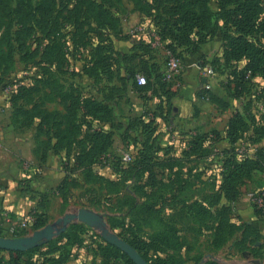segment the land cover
<instances>
[{
  "label": "rangeland",
  "instance_id": "obj_1",
  "mask_svg": "<svg viewBox=\"0 0 264 264\" xmlns=\"http://www.w3.org/2000/svg\"><path fill=\"white\" fill-rule=\"evenodd\" d=\"M80 1L79 19L83 21L84 33L80 31L76 35L73 27L75 0H28L33 10L30 12L31 16L32 12H36L34 10L39 2H43L45 7L43 11H40L42 15L41 20L37 22L39 26L34 22V28L31 31L25 29V23H32L33 20H30V17L20 18L19 10L18 14L16 12L17 0H4L0 10V38L4 35L0 39V53L1 51L5 54L10 53L9 58H11V61L9 60V66L6 68L4 67L5 62L2 64L0 61V124L3 125V135L0 137V152L5 150V133L12 134V130L24 133L29 129H35L32 126L24 127L18 125L17 122L13 123L17 107L27 109L31 107V102H34L39 105V108L42 107L41 104H44V107L48 110L63 111L62 106L57 101L41 103L43 102V93L47 91L44 88V81L47 79L49 72L57 77L64 85L65 90L69 91L70 86H72L81 98L96 97L101 99L105 95V88L110 84V82H107L108 72H103L100 77L101 80L97 82L90 78L85 71L86 65L90 63L89 59L97 42L96 38L99 35L103 36L105 40H111L114 52L125 56L122 61L117 62V65L114 64L113 60L111 62L112 69H115L111 84L117 86L123 82L119 77L125 79L127 77L128 79L126 66H138L137 63L142 55L156 63L163 71L168 57L170 55L177 57L180 62V69L171 80L164 79L166 82L163 85L167 87V85L185 83L194 86L195 93H199L200 89L203 88L204 66L211 65L214 68L215 75L210 79L211 87L218 91L220 84L224 82L227 75H233V73L235 75L243 65V59L230 58L227 60L223 54L227 39L223 36L222 18L215 14L216 10H214V15L211 17V23L204 30L199 31V35L205 36L204 39L190 33L191 42L184 44L178 43L166 34L161 36L159 26H163L165 23L170 25L171 20L166 10L171 11L176 4L187 6L189 0ZM258 1L261 8L260 15L263 16L264 0ZM98 4H101L109 12L105 19L100 22L93 14L96 12V5ZM177 13L179 12H173V15ZM36 15L38 14L36 13ZM43 20H47L48 24L44 29H40L41 25H46ZM104 21L107 22L106 26L99 29L103 27ZM103 32L105 34H102ZM229 33L234 35L232 29L229 30ZM73 34L76 35L75 41H73ZM17 35L25 40L26 45L24 47H21L15 40ZM48 43L60 45L64 54L63 62H49L42 57L41 53ZM169 43H172L174 47L169 48ZM142 46L145 48L147 46V49ZM25 52H30L29 56L26 57ZM4 59H8V55ZM117 67L119 68L117 69ZM118 70H120V73L117 75ZM132 89L134 88L128 85L125 94L115 95L112 101L115 107V122L119 126L116 128L117 131L114 134L110 153L96 166L100 178L94 182H84L82 175L76 171L72 175L75 184L69 186V193L64 203L61 195L56 194L54 190L64 177L67 159H65L62 152L48 151L46 159L41 163L36 160L32 168L28 162H22L23 179L20 180L21 186L28 188L30 179L37 185V188L42 183L47 184L45 188V191L48 192L45 195L46 199H44V196V201H40V198L37 201L38 203L41 202L39 206L44 207L42 210L46 212L47 223L55 221L66 212L75 211L79 207H88L103 213L111 229L123 239L127 238L129 233L132 236L146 237L165 226H175L180 231L182 243L180 250L178 252L174 251V253H177L185 264H194L202 255L201 262L207 258H212L220 264H264L263 259L257 253L248 249H239L236 240L241 237L242 230H238L225 243L224 247L213 250L211 248V232L203 230L201 222L197 223L188 216L186 203L182 202L198 199L211 204L214 201L217 195L215 181L219 178L218 172L221 165L222 151L231 147L227 140L214 141L212 144L207 145L208 155L200 158L195 156L185 158L184 150L186 149L187 140L203 132L210 133L213 129L223 131L228 119L234 112H239L246 120L249 119L248 121H250L251 116H255L259 121H262L264 90L261 77H252L236 89L235 94L237 91L244 92L242 96H225L229 100L226 109L201 98L199 101L197 99L190 101L189 118L185 115V109L181 110L180 108L181 102L179 100L182 101L181 99L177 101L179 102L178 112L171 113L175 105V101H172L169 107L170 113L167 114L165 111L162 114L160 109L162 101L159 102V94L153 88L145 93ZM219 92H222V90H219ZM172 98H174V95ZM141 101L145 103L147 101L149 104L145 105L143 103L144 106L138 108L142 110L137 112L124 113L123 108L130 106L135 109V107H140ZM201 101L204 103H201ZM165 106L164 109L167 110ZM23 111L21 110V113H18L19 117L16 118L19 122L26 118ZM200 111H203L202 116ZM141 115L146 117L153 115L154 121L159 123L156 130L157 137L153 142L154 149L150 151L152 157L159 161L155 177L157 187L162 188L161 192L164 196L156 203H151V191L153 190L143 183L147 169L145 166L144 168L141 166L135 167L131 163L140 148L139 140L142 141L144 137L136 136L138 133L136 126L128 132H126V129L129 122ZM162 115H167V118L164 119ZM81 118H84L83 114H81ZM5 123H11V125L5 127ZM252 134L253 127L250 126L243 133V137L234 145L238 152L251 154L255 151L256 145L258 148L259 144H263L264 139L251 142ZM210 135L214 137L212 133ZM124 152L129 154V160L123 159ZM176 156L183 157L181 163L176 159H172ZM179 172L182 179L187 180L189 186L182 190H172L170 185L176 183L175 174L179 175ZM248 181L251 187L254 186L256 179L252 175L240 187V191L241 193L243 191L247 192V197L254 209L257 205L250 195L255 193L262 194L264 197L261 190L263 188L247 190L249 188L247 186ZM171 182L174 184H170ZM181 182L184 183V181H180L177 185L179 186ZM237 199L226 203L230 205L229 213L232 219L242 223L245 221L240 218L234 206ZM176 200L177 204L175 203ZM142 204H146V206L140 208ZM220 206V200L211 204V211L215 212ZM201 214H198V216ZM262 215H264L263 212ZM29 218L28 216L27 219ZM27 219L24 218L23 220ZM212 220L214 218L211 216L210 223H212ZM29 226L30 223L26 228L20 229L15 234H10L7 230L5 233L9 234L10 237L28 235L33 232ZM87 229L90 232L83 235L84 238H87L86 246L80 248L79 258L91 261L94 252L92 250L87 252L86 249L87 246L88 249L93 247L92 232L96 231L91 227ZM168 253V249L162 252L150 250L148 256L152 262H155L161 258L166 259Z\"/></svg>",
  "mask_w": 264,
  "mask_h": 264
},
{
  "label": "trees",
  "instance_id": "obj_2",
  "mask_svg": "<svg viewBox=\"0 0 264 264\" xmlns=\"http://www.w3.org/2000/svg\"><path fill=\"white\" fill-rule=\"evenodd\" d=\"M75 1L73 27L74 33L78 35V32L84 33V31L83 21L79 19L81 1ZM3 2L4 0H0V10ZM96 6L97 10L93 14L100 22L105 19L109 12L101 4ZM16 7V12L18 14L19 10L21 19L30 17V20H33L32 23H25L27 31L33 30L34 22L39 26L37 22L41 20L40 17L42 15L40 11H43V8H45L43 2L37 4L34 10L36 12H32V16L30 15V12L33 11L31 9L32 5L28 3V0H17ZM214 10H216L215 14L222 18L223 36L227 39V44H225L223 50L224 56L227 60L230 58L236 60L243 59V65L235 75L233 72V75H227L224 82L220 84L219 90H222V92H219V90L215 91L211 87L210 81V88H205L203 83V88L200 89L197 95L201 99L208 100L216 106H222V109H226L229 100L225 96H242L244 92L237 91L235 94V91L250 78L260 76L263 81L264 90V15H260L261 8L259 1L189 0L187 6L176 4L174 8L172 7L171 11L166 10L171 20L170 25L165 23L163 26H159V32L161 36L166 34L174 38L178 43L184 44L191 42L190 33L204 39L205 36L199 35V31L204 30L211 23ZM173 12L179 13L173 15ZM43 22L46 25H41L40 29H44L48 24L47 20H43ZM106 24L107 22L104 21L103 27L99 29H103ZM230 29H232L234 35L229 33ZM75 34H73V41L76 40ZM102 34L105 33L103 32ZM96 39L97 42L89 59L90 63L86 65L85 71L90 78L97 82L101 80L100 77L103 72H108L107 82H110V84L105 88V95L101 99L96 97L81 98L72 86H70L69 91L65 90L64 85L57 77L49 72L47 79L44 81V88L47 91L43 93V102L41 103L57 101L62 106L63 111L48 110L44 107V104H41L42 107L39 108L37 103L31 102L30 108L22 109L21 107H17L14 113L15 116L13 117L15 119L13 123L17 122L20 126H32L35 128L33 155L38 163L46 159L50 150L54 153L62 152L65 159H67L64 177L54 188L55 192L61 195L63 203L69 193V186L75 184L72 175L76 171L82 175L84 182H94L100 178L96 166L110 153L114 134L117 131L116 128L119 126L115 122V111L112 106L115 95H124L128 85H131L136 91L144 93L153 88L159 94V102L162 101V107L160 108L162 114L165 111L167 114L170 113L169 107L174 95L171 86L167 85V87H164L163 85L166 82L163 78V70L152 60L143 57V55L140 56L137 63L138 66H126L128 79L127 77L126 79L119 77V79L123 80L120 85L111 84L113 81L112 75H114L115 70L112 69L111 62L113 60L114 64L117 65V62L122 61L125 56L114 52L111 40H105L101 35ZM15 40L21 47L26 45L25 40L20 35H17ZM45 46V50L41 53L45 60L55 63L63 62L64 54L59 44L48 43ZM168 46L169 48L174 47L172 43H169ZM145 49H147V46ZM9 54H5L2 51L0 53V61L2 64L5 62V68L9 66V62L11 61ZM29 54L30 52H25L24 55L27 57ZM6 55H8V59H4ZM119 73L120 70H118L117 75ZM137 73L145 75L147 81L144 85L137 84L135 80ZM164 106L167 107V110H165L166 108L164 109ZM21 110H24L23 113L26 115V118L19 122L16 118L19 117L18 113H21ZM81 114L84 115L83 119L81 118ZM162 116L164 119L167 118V115ZM248 120L239 112H234L228 119L223 131L217 129L211 130L210 133L214 137H211L208 132H203L187 140L186 149L184 150L185 158L193 156L200 158L208 155L209 150L207 145L212 144L214 141L227 140L231 147L225 148L222 151L221 165L218 172L219 178L215 181L217 195L211 203L213 204L220 200L221 206L215 212H212L210 208L211 204L206 203L204 200L195 199L193 201L184 200L182 202L186 203L188 216L197 223L201 222L203 230L211 232V248L213 250L224 247L225 243L238 230H242L241 237L236 240L239 249H248L264 258V250H261L263 245H256V242L260 240L258 229L249 223L234 221L229 213L230 205L226 203L233 202L238 198L241 193L240 187L255 172L264 174V142L262 145L259 144L258 148L256 145L255 151L251 154L238 152L237 148L234 147L250 126L253 127L251 142L264 139V113L261 117L262 121H259L255 116H251L250 121ZM158 125L159 123L154 121L153 115L147 117L141 115L135 117L132 122H129L126 129V132H128L136 126L138 130L136 136L144 137L142 141L139 140L140 148L137 150V154L131 163L135 167L141 166L144 168L145 166L147 169L146 178L143 183L153 190L151 191V203H156L164 197L161 192L162 188L157 187V179L155 177L159 161L150 154V151L154 149L153 142L157 137L156 130ZM134 140L136 141V138ZM182 158L180 156L172 157V159H176L180 163ZM180 174V172L179 175L175 174V184L170 183L174 184L170 185L172 190H182L189 186L187 180L182 179ZM180 181H184V183L181 182L178 186L177 183ZM261 190L264 193V188ZM43 198L44 195L41 196L40 201H44L46 196ZM40 201L33 209H30L31 212L33 211L32 215L34 218L30 221L29 226L32 231L43 227L47 223L46 212L42 210L44 207L42 205L39 206ZM175 203L177 204V200ZM145 206L146 204H142L140 208ZM254 212L262 214L263 211L255 206ZM198 214L201 215L198 216ZM211 216L214 218L211 221L212 223H210ZM87 228L89 227L84 223H72L56 237L26 251H11L0 248V264H73V260L79 258L80 248L86 246L87 238H84L83 235L90 232ZM0 235L4 236L5 233L0 231ZM127 236L125 238L127 242L149 264L184 263L182 262V258L177 253H174V251L178 252L180 250L182 241L180 231L173 225L169 227L165 226L146 237L132 236L130 233ZM92 238L95 246L93 245L89 249L87 246L86 251L90 252L92 250L94 252L93 259L91 261L80 259L75 264H135L123 251L104 241L96 232H92ZM167 249L169 253L166 259L161 258L155 262L149 259L148 252L150 250L162 252ZM202 258L203 255L194 264H220L212 258H207L201 262Z\"/></svg>",
  "mask_w": 264,
  "mask_h": 264
},
{
  "label": "crops",
  "instance_id": "obj_3",
  "mask_svg": "<svg viewBox=\"0 0 264 264\" xmlns=\"http://www.w3.org/2000/svg\"><path fill=\"white\" fill-rule=\"evenodd\" d=\"M171 89L174 91V98L171 99V102L175 101V105L173 106L171 113L178 112V105L179 102H181L180 108L181 110L185 109V115L187 118H189V110H191L190 101L195 99L199 101L200 99L197 93H195L194 86L185 83H177L176 85H172ZM178 100L179 102H177ZM143 103L145 105L149 104L147 101L146 103L141 101V104L139 105L140 107H135L134 109L128 106L125 109L123 108V111L125 114L137 112L142 110L138 108H142L144 106ZM201 103L204 102L201 101ZM200 114L202 116L203 111H200ZM10 125L11 123H5V127H9ZM0 126V137H2V123ZM5 134V150L0 152V231L2 233H5L6 230L8 231L9 221L18 222L24 218L27 219L28 216L33 218V211L31 212L30 209L35 207V205L38 203V199H41V196L48 194V192L45 191V188L47 187L46 183H42L38 186V188L31 179L28 181V184H30L28 188H25L20 184V180L23 179L21 172L22 162H28L32 168V165L36 161L33 155L35 129H29L27 132L24 131V133H21V131L16 132L12 130V134ZM253 177L256 179L254 186L250 187L248 181L247 186L249 188H247V190L251 188H257L258 190L264 188V174L255 172ZM234 206L243 221L253 225L258 229L260 233V240L256 242V245L262 244L263 247L261 250H264V215L256 214L254 212V209L252 208L247 197V192L245 191L241 193L240 197L234 203ZM4 236L10 235L5 233ZM80 259L82 258L73 260V264L78 262ZM262 259L264 262V258Z\"/></svg>",
  "mask_w": 264,
  "mask_h": 264
},
{
  "label": "water",
  "instance_id": "obj_4",
  "mask_svg": "<svg viewBox=\"0 0 264 264\" xmlns=\"http://www.w3.org/2000/svg\"><path fill=\"white\" fill-rule=\"evenodd\" d=\"M74 222L84 223L91 227L104 241L119 248L135 264H149L136 249L111 229L103 213L88 207H79L75 211L66 212L55 221L47 223L28 235L20 237L0 235V248L11 251H26L56 237Z\"/></svg>",
  "mask_w": 264,
  "mask_h": 264
},
{
  "label": "built area",
  "instance_id": "obj_5",
  "mask_svg": "<svg viewBox=\"0 0 264 264\" xmlns=\"http://www.w3.org/2000/svg\"><path fill=\"white\" fill-rule=\"evenodd\" d=\"M179 69H180L179 59L173 55H170L168 57L165 65H164V71H163L164 72V79L165 80H171L172 78L175 77V75L177 74ZM214 75H215V72L210 65L204 66L202 79H203V83H204L205 88H210V79H212L214 77ZM135 80H136L137 84H139V85H144L147 81L145 75H143L141 73H137L135 75ZM0 110H1V108H0ZM123 159L129 160L130 159L129 154L124 152L123 153ZM250 197L255 202L257 207L262 209V211L264 213V197L262 196V194L252 193L250 195ZM31 220H32V218H29L27 220H20L19 222L9 221L8 232L10 234L17 233L20 229L26 228L29 225Z\"/></svg>",
  "mask_w": 264,
  "mask_h": 264
}]
</instances>
